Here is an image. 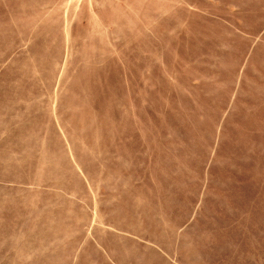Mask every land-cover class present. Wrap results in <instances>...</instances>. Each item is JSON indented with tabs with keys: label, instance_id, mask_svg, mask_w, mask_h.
<instances>
[{
	"label": "rangeland",
	"instance_id": "374dc122",
	"mask_svg": "<svg viewBox=\"0 0 264 264\" xmlns=\"http://www.w3.org/2000/svg\"><path fill=\"white\" fill-rule=\"evenodd\" d=\"M0 264H264V0H0Z\"/></svg>",
	"mask_w": 264,
	"mask_h": 264
}]
</instances>
